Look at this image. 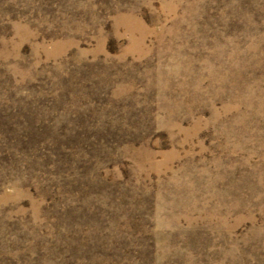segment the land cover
<instances>
[{
	"label": "rangeland",
	"instance_id": "obj_1",
	"mask_svg": "<svg viewBox=\"0 0 264 264\" xmlns=\"http://www.w3.org/2000/svg\"><path fill=\"white\" fill-rule=\"evenodd\" d=\"M0 264H264V0H0Z\"/></svg>",
	"mask_w": 264,
	"mask_h": 264
}]
</instances>
